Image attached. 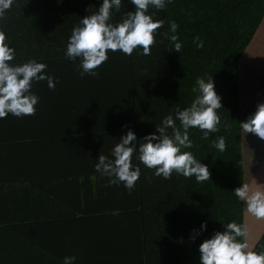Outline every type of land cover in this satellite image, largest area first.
Segmentation results:
<instances>
[{"label":"trees","instance_id":"16d2710c","mask_svg":"<svg viewBox=\"0 0 264 264\" xmlns=\"http://www.w3.org/2000/svg\"><path fill=\"white\" fill-rule=\"evenodd\" d=\"M44 3L43 17L0 22L15 50L9 63H44L55 81L54 90L46 80L33 81L34 115L0 119V264H64L65 257H75L73 264H201L200 244L229 222L247 228L250 250L264 252V219L249 214L234 191L244 183L264 191V140L240 125L264 103V69L246 61L264 26V0H166L164 9L147 13L163 21L151 54L109 51L98 76H82L80 58L65 52L72 29L103 0ZM130 11L134 5L122 0L110 23ZM171 35L178 36L179 53ZM197 77L212 78L221 123L207 139L190 128L193 146L181 152L206 165L210 179L157 177L139 161V144L159 135L168 115L183 131L176 112L198 95ZM129 130L136 134L133 168H140L131 192L123 183L109 185L95 169L99 155L114 159ZM219 137L223 152L213 145Z\"/></svg>","mask_w":264,"mask_h":264},{"label":"clouds","instance_id":"9594fccd","mask_svg":"<svg viewBox=\"0 0 264 264\" xmlns=\"http://www.w3.org/2000/svg\"><path fill=\"white\" fill-rule=\"evenodd\" d=\"M135 11L127 13L122 22L113 24L112 10L119 11L122 0H103L99 11L82 18L80 24L72 29L65 55L71 60L80 58L81 75L85 73L98 76L96 69L108 59V52L121 51L130 56L137 48L143 49V55H150L151 48L155 46V33L163 27L162 20L154 21L147 14L149 7L162 10L166 0H130ZM172 0H167L171 3ZM13 0H0V19L4 18L6 10L10 9ZM178 25L170 24V31L176 33ZM174 50L180 52L182 45L177 35H171ZM197 47H203L199 37L195 38ZM6 35L0 31V119L6 118L9 113L16 117L34 115L38 97L31 93L33 81H47L50 89H55V81L46 75L47 67L44 63L30 60L22 65L13 66L9 62L14 59L15 50L6 44ZM196 85L192 91L198 93L191 106L177 110L176 119L181 127L176 126L171 115L166 116L157 133L146 135L145 142L139 144V161L147 168L155 169L157 177L171 179L172 174L183 175L186 178L195 176L196 181L204 182L210 179L208 167L197 161L191 152H181L182 148H191L189 139L190 128H199L203 131V139L209 133L219 130L220 117L217 109L222 107L221 97L216 93L214 82L210 78L197 77ZM244 133H252L264 140V103L257 105L256 111L244 122H241ZM172 129L169 135L168 129ZM136 134L129 130L122 136L112 151L109 159L99 155L95 169L103 176L109 177V185L123 183L131 192L140 176V168H133L132 157L137 151ZM155 141V142H154ZM214 147L223 152L226 143L223 137L213 141ZM235 195L245 202L246 210L257 219H264V191L250 190L247 183L237 187ZM118 214V212L113 213ZM201 228H206L202 224ZM238 238H243L240 242ZM248 230L235 222L226 224V230L216 232L210 239L204 240L200 246L201 264H264V252L257 253L250 250L247 242ZM75 257H65L64 264H73Z\"/></svg>","mask_w":264,"mask_h":264},{"label":"crops","instance_id":"0c3cea01","mask_svg":"<svg viewBox=\"0 0 264 264\" xmlns=\"http://www.w3.org/2000/svg\"><path fill=\"white\" fill-rule=\"evenodd\" d=\"M61 4L63 1L70 6L78 5L77 7H81V0H58ZM102 1V0H100ZM48 3V2H47ZM49 3L52 4V7H56V0H49ZM101 5H96L94 8L100 7ZM45 3L44 0H13V4L10 9L6 10L4 18L0 19V22L10 21V20H22L30 17L39 18L46 15L45 13ZM150 8L148 11H150ZM81 8H75L76 10H80ZM135 11V8H134ZM45 13V14H44ZM246 61L253 63L251 65L252 68H263L264 69V26L263 29L259 30L255 35L251 45L249 46L246 52ZM264 168V167H263ZM262 168V169H263Z\"/></svg>","mask_w":264,"mask_h":264}]
</instances>
